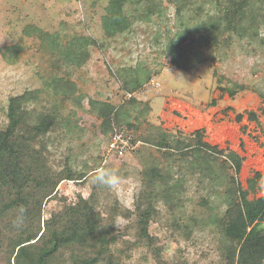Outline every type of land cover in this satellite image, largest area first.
Here are the masks:
<instances>
[{"label": "rangeland", "instance_id": "obj_1", "mask_svg": "<svg viewBox=\"0 0 264 264\" xmlns=\"http://www.w3.org/2000/svg\"><path fill=\"white\" fill-rule=\"evenodd\" d=\"M108 1L0 0V129L7 125L9 98L41 90L40 103L36 104L40 110L54 100L47 87L54 77L71 81L76 86V97L82 98L80 106L72 101L66 103L62 111L66 118L64 129L49 135L48 147L56 161L68 160L86 178L81 184L62 182L57 188V200L46 204L45 216L58 211L63 200L71 203L78 194L87 198L94 187L103 207L117 199L132 211L141 190L142 171L162 167L173 181L181 183L175 206L171 209L159 203L160 215L150 228L165 245L163 258L174 262L182 256L193 264H215L220 256L221 235L213 223L225 209V182L201 178L196 168H191L190 158L184 160L173 151H162L141 139L158 132L171 137L180 132L185 139L184 135L203 130V141L243 158L237 175L227 170L242 189L247 188L249 178L256 173L261 175L249 198L264 196V116L259 112L264 108V35L253 43L239 41L229 46L220 42L202 49L200 53L206 61L185 72L171 64L167 48L171 41L178 40V33L186 36L195 32L196 21L188 17L193 14L191 11L179 19L168 0H128L125 12L132 22L130 30L108 39L102 29ZM210 1L205 9L214 14ZM147 8H155L149 17ZM33 28L48 33L63 48L69 43H80L81 47L78 40L83 37L94 44H86V61L77 67L63 58L58 60L59 52L52 51L50 40L41 38ZM137 70L140 78L149 74L150 80L135 92L138 104L127 106L123 123L134 127V132H130L144 146L122 159L109 158L108 165L101 168L100 159L109 134L102 131L101 121L89 109L88 102L119 105L127 92L123 81L128 75L133 77L132 72ZM151 80L160 86L152 87ZM237 84L244 85L246 90L233 99L218 90V85L234 88ZM248 112H256L257 121H249ZM204 158L209 159L216 174L222 165L226 167L220 157ZM107 170H114L121 178L118 187L94 182L100 172ZM122 221V227L116 229L120 235L116 248L134 238V218ZM141 264L154 263L148 259Z\"/></svg>", "mask_w": 264, "mask_h": 264}, {"label": "trees", "instance_id": "obj_2", "mask_svg": "<svg viewBox=\"0 0 264 264\" xmlns=\"http://www.w3.org/2000/svg\"><path fill=\"white\" fill-rule=\"evenodd\" d=\"M208 1L168 0L179 19L191 11L193 14L188 17L196 21L194 33L186 36L178 33V40L171 41L172 45L167 48L171 64L185 72L206 61L200 53L202 49L220 42L229 46L239 41L253 43L264 35V0H211L214 14L205 9ZM127 3L128 0L108 1L102 17L106 38L130 30L132 22L125 12ZM153 9H146L147 17L153 14ZM32 31L46 41L50 40L52 51L59 52L58 60L63 58L67 64L77 67L86 61V44H94L83 37L78 40L82 49L80 43L76 44L79 47L69 43L63 48L48 33L34 28ZM132 73L134 76L128 75L123 87L135 94L149 82L150 75L146 74L142 79L139 70ZM124 76L127 77L125 73ZM47 87L52 90L54 100L51 104L46 102L40 110L36 104L40 103L41 90L25 91L9 98L7 125L0 129V264H141L148 259L154 264H193L182 256L174 262L165 260V245L150 230L160 215L157 205L162 202L172 209L181 185L162 167L153 166L142 171L141 190L132 211L124 208L117 199L103 207L99 191L94 187L87 198L78 194L71 203L63 200L58 211L45 216V206L57 200V188L62 182L81 184L86 178L85 173L75 171L68 160L56 161L48 147L49 135L64 129L66 118L62 111L66 103L72 101L80 106L82 98L76 97L75 84L64 78L54 77ZM218 88L231 99L246 90L240 84L234 88L218 85ZM137 104L134 97L117 106L95 100L88 102L89 109L101 121L100 127L109 138L113 125L134 132L131 124L123 123V118L127 106ZM259 112L264 116L263 107ZM246 115L249 121H257L256 112ZM203 133V130H197L182 139L180 132L176 137L158 132L141 140L162 151H173L184 160L190 158L191 168H196L201 178L225 182L222 203L225 209L213 223L221 235L220 256L215 264H264V196L249 198L261 175L256 173L249 178L247 188L242 189L227 170L230 172L231 169L237 175L243 158L234 151L226 153L211 146L203 141ZM138 138L134 133L133 141H140ZM210 155L220 157L226 166L222 165L218 174L212 171L209 159L204 158ZM202 204L206 205L207 201ZM117 217L126 221L134 218L133 241H125L118 248L115 246L120 235L112 226Z\"/></svg>", "mask_w": 264, "mask_h": 264}, {"label": "built area", "instance_id": "obj_3", "mask_svg": "<svg viewBox=\"0 0 264 264\" xmlns=\"http://www.w3.org/2000/svg\"><path fill=\"white\" fill-rule=\"evenodd\" d=\"M150 84L154 88L160 86L158 82L153 80L150 81ZM132 97H134V94L125 92L124 101ZM142 145L141 141H133V134L129 130L113 125L109 141L101 155V168L108 165L109 158L122 159L125 155L136 152Z\"/></svg>", "mask_w": 264, "mask_h": 264}, {"label": "clouds", "instance_id": "obj_4", "mask_svg": "<svg viewBox=\"0 0 264 264\" xmlns=\"http://www.w3.org/2000/svg\"><path fill=\"white\" fill-rule=\"evenodd\" d=\"M94 182H99L101 184L107 185L110 188H116L121 183V178L116 174L114 170H107L100 172L95 178ZM123 221L121 217H117L116 222L112 225L116 229L122 227Z\"/></svg>", "mask_w": 264, "mask_h": 264}]
</instances>
